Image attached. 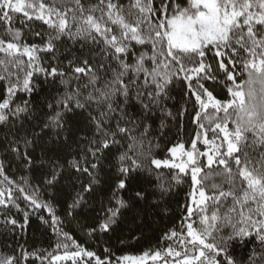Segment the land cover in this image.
Instances as JSON below:
<instances>
[{"label": "snow or ice", "instance_id": "1", "mask_svg": "<svg viewBox=\"0 0 264 264\" xmlns=\"http://www.w3.org/2000/svg\"><path fill=\"white\" fill-rule=\"evenodd\" d=\"M210 54L230 99L205 87L216 79ZM0 81V149L7 157L31 168V152L43 143L44 184L55 187L67 175L74 189L69 216L107 184L89 235L112 230L123 210L147 199L137 183L142 175L156 177L161 196L191 179L180 231L161 238L177 247L113 261L110 249L101 258L63 233L54 206L40 200L37 188L29 193L10 179L0 159L5 226L23 229L28 222L19 194L31 211L47 210L64 238L53 251L20 245L0 264H264V0H0ZM180 86L184 102L177 109ZM20 93L26 98L17 103ZM189 102L198 129L190 147L177 142L156 158L154 149L177 121L182 130ZM70 121L83 133L74 140ZM105 162L107 181L100 175ZM161 169L175 171L165 180ZM12 208L23 212L24 224L9 214ZM250 241L246 258L234 255Z\"/></svg>", "mask_w": 264, "mask_h": 264}, {"label": "trees", "instance_id": "2", "mask_svg": "<svg viewBox=\"0 0 264 264\" xmlns=\"http://www.w3.org/2000/svg\"><path fill=\"white\" fill-rule=\"evenodd\" d=\"M95 3V0H89ZM127 2V0H125ZM33 26L39 29L42 25L39 21H33ZM17 27H21L19 23ZM208 63L212 64L213 74L216 79L205 81V87L221 100L230 99L227 88L225 87V80L223 74L220 72L216 60L210 54L207 59ZM183 87L180 86L175 90L176 108L178 109L183 104ZM4 93V82L0 81V96ZM23 93L18 94L17 103L25 99ZM189 113L184 117L183 128L177 132L180 127V121H177L175 126L166 134V139L160 141L161 147L154 149L156 158H165L167 147L177 142H183L186 146H190V141L194 138L196 126L192 123L191 103L188 104ZM175 110V109H174ZM82 119V118H81ZM73 125V131L70 139L74 140L77 135L83 134L79 131L81 125L74 121H70ZM231 127V125H230ZM4 129L0 127V135ZM211 139L213 133L209 132ZM74 146V145H73ZM43 143L38 145L31 155L36 162L31 168H26L18 160L7 157L3 150L0 149V159H3L6 167V175L12 180L25 187L26 191L31 193L34 188H37V195L41 201L51 203L56 215L60 217L62 223L59 229L63 233H67L72 240L86 248L89 251L96 252L97 255L103 258L105 256L104 249H110L113 261L118 256L130 255L138 256L148 250H153L168 246L171 244L177 247L174 241H162V237L169 229L175 228L180 231V226L183 217L186 215V209L183 207L188 200V193L191 191L190 176L184 178V183L179 185H172L170 192L161 196L160 191L156 188V177H151V182L146 178V174L142 175L138 180V186H143L148 191V197L145 201L133 202L132 206L123 210L122 216L113 226L112 230L106 233H93L89 235V228L94 226L95 220L100 215V200L104 197V192L107 190V184L102 183L97 190V195H90L87 197L88 203L84 207L77 209V211L69 216L67 213V206L71 203V198L74 195V189L71 186V181L65 175L55 187H48L44 184V179L47 176L48 168L46 164H41ZM51 155V153H49ZM173 171L169 169H161L160 174L163 179L168 180ZM104 181L109 180L110 171L107 162L100 173ZM219 182V178H216ZM0 181L3 177L0 176ZM0 184V187H3ZM153 192L155 194H153ZM17 202L21 209L30 212L28 222L23 229H12L11 225L5 226L4 220L0 217V256L12 255L20 245H23L27 250L33 251L35 249L53 251L58 241L64 242L63 236H57L51 226V221L47 210L41 209L31 211L27 203L17 194ZM155 202V203H154ZM21 224H24L23 212L17 213L15 208L9 212ZM48 223L41 221L40 217ZM192 220L196 222L194 226L199 223L198 217L194 215ZM71 245V241H66ZM253 248V242H248L244 245H237L235 247L234 255L238 258H246L250 250ZM69 250H75L70 247ZM63 248L58 250L62 254ZM29 264H39V261L30 260ZM60 264H72L71 261L60 262ZM94 264V262H90Z\"/></svg>", "mask_w": 264, "mask_h": 264}, {"label": "rangeland", "instance_id": "3", "mask_svg": "<svg viewBox=\"0 0 264 264\" xmlns=\"http://www.w3.org/2000/svg\"><path fill=\"white\" fill-rule=\"evenodd\" d=\"M210 139V138H209ZM217 143H219V141H217ZM186 146V145H185ZM187 147H190V146H186V148ZM197 147L201 150V151H204V150H206V146L205 145H203V143L202 142H198V145H197ZM149 264H152V262H149Z\"/></svg>", "mask_w": 264, "mask_h": 264}]
</instances>
